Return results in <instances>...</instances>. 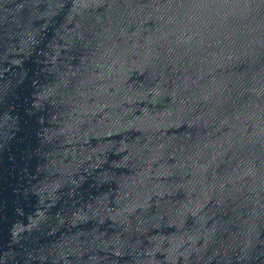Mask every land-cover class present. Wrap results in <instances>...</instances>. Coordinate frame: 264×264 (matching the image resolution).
<instances>
[{
  "label": "water",
  "instance_id": "obj_1",
  "mask_svg": "<svg viewBox=\"0 0 264 264\" xmlns=\"http://www.w3.org/2000/svg\"><path fill=\"white\" fill-rule=\"evenodd\" d=\"M0 264H264V0H0Z\"/></svg>",
  "mask_w": 264,
  "mask_h": 264
}]
</instances>
